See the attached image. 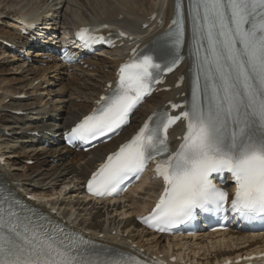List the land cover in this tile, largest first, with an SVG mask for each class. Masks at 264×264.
Masks as SVG:
<instances>
[{"label": "snow or ice", "instance_id": "obj_1", "mask_svg": "<svg viewBox=\"0 0 264 264\" xmlns=\"http://www.w3.org/2000/svg\"><path fill=\"white\" fill-rule=\"evenodd\" d=\"M87 31L79 34L82 40ZM185 44L192 60L191 95L183 105H171L181 111L153 112L92 174L89 191L112 195L154 162L163 187L144 218L150 227L166 231L197 210L264 221V0H176L174 19L154 54L136 55L120 67L115 87L109 85L99 107L72 129L69 142L127 124L153 85L184 59ZM181 121L185 131L173 148L169 129ZM225 173L234 183L231 192L214 182V174ZM0 264L146 262L66 232L0 186Z\"/></svg>", "mask_w": 264, "mask_h": 264}, {"label": "bare ground", "instance_id": "obj_2", "mask_svg": "<svg viewBox=\"0 0 264 264\" xmlns=\"http://www.w3.org/2000/svg\"><path fill=\"white\" fill-rule=\"evenodd\" d=\"M174 1L0 0V176L29 204L94 235L97 241L117 247L136 245L146 252L165 254L166 259L180 248L185 253L181 258L187 262L197 256V264H222L263 251L264 236L250 235L240 227L216 235H199L197 239L155 235L138 221L151 208V199L160 190L158 182L149 181V177L120 201L99 204L88 199L82 189L83 182L104 156L128 140L149 112L187 92L188 81L182 88L174 87L177 77L187 74V62L169 78L171 91L148 99L120 137L88 153H79L61 145L62 133L90 111L106 84L115 79V68L127 46L107 51L106 57L90 58L70 72L60 64L54 51H39L29 61L31 43L18 34L22 23L32 21L52 27V33L60 29L76 30L86 23L109 24L130 32L136 43L144 45L165 31L172 18ZM153 15L157 18L150 27L142 29V24ZM159 19L164 25L158 24ZM6 43L26 52L29 58L22 57L20 64L8 59ZM44 56L48 59L44 60ZM51 95L53 98H48ZM9 109L21 110L24 115H12ZM33 132H38V136ZM179 132L178 127L173 129L174 136ZM7 133L12 136L7 137ZM27 160L36 164L26 166ZM65 187L72 188L66 194L68 201L65 197L60 199ZM102 234L104 239H99Z\"/></svg>", "mask_w": 264, "mask_h": 264}, {"label": "rangeland", "instance_id": "obj_3", "mask_svg": "<svg viewBox=\"0 0 264 264\" xmlns=\"http://www.w3.org/2000/svg\"><path fill=\"white\" fill-rule=\"evenodd\" d=\"M48 98L52 99L53 96L51 95V96L48 97ZM48 98H47V99H48ZM4 157H6V156H4ZM27 166H28V165H27ZM32 166H34V164H33ZM69 188H70V187H65L64 191L62 192L63 194H61V196H60V199H62V197L64 196V192H65V191H68ZM58 197H59V196H58ZM29 198H30V197H27V200H28ZM30 199H31V200H30ZM30 199H29L30 201H32V200L34 201V199H32V198H30ZM65 200L68 201L67 196H65Z\"/></svg>", "mask_w": 264, "mask_h": 264}]
</instances>
